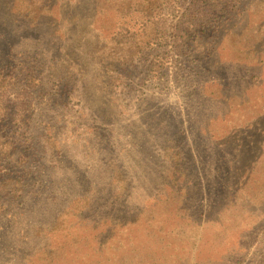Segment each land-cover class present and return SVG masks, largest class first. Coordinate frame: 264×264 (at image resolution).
<instances>
[{
  "label": "rangeland",
  "instance_id": "374dc122",
  "mask_svg": "<svg viewBox=\"0 0 264 264\" xmlns=\"http://www.w3.org/2000/svg\"><path fill=\"white\" fill-rule=\"evenodd\" d=\"M134 2L0 0V264H264V0H176L160 67H108Z\"/></svg>",
  "mask_w": 264,
  "mask_h": 264
},
{
  "label": "trees",
  "instance_id": "16d2710c",
  "mask_svg": "<svg viewBox=\"0 0 264 264\" xmlns=\"http://www.w3.org/2000/svg\"><path fill=\"white\" fill-rule=\"evenodd\" d=\"M127 1H135V2L127 3L126 5H124V10L126 11V14L132 15L135 13L140 14L143 12V14L140 16L139 19H141L140 27H143V25L145 27L144 28L145 37L142 39H138L137 42L136 40H134L136 38H132L133 34H130L129 28L123 26L120 29V31H118L117 33H111L106 36L99 35V39L96 40V42L93 44V47L94 48L99 47L97 49L110 50L111 52L115 51L116 49H119L122 52V54L119 55L116 53H109V55H114V54L116 55L112 58L109 65H107L108 67L112 65L114 62L117 63L121 62L123 68H125L129 63H132L134 61V58L138 56L139 54L138 50L143 48H147V50L157 52L156 61L154 63H157L158 67H160L163 64L164 60L162 59L165 58L166 55L165 50L168 45V38H166V29H165L166 28L165 24L167 22V13L169 7L172 9L174 8L176 0H171V1L170 0H127ZM191 2L195 3L197 2V0H191ZM43 9L48 11L49 6L47 5L43 7ZM120 9L122 11V6H120ZM42 14L43 12H39L37 15L38 17H40ZM209 21L210 19H207L205 24L209 23ZM186 30L187 28L183 30L182 38H180V40L184 38V34ZM76 31H77V27L73 28V32L75 33ZM128 51L129 53H127ZM24 96L26 98L29 97L25 89H24ZM25 107L26 105L24 98V108ZM21 108L22 107H20L19 109ZM8 113H9L8 108L3 109V117L0 118V126L3 127V131H4V140L1 145L2 149L0 150L1 153L0 157L7 154L8 146L10 147L11 144L10 135L18 130V128H15L13 131H11L14 127H11L10 125L6 124Z\"/></svg>",
  "mask_w": 264,
  "mask_h": 264
}]
</instances>
